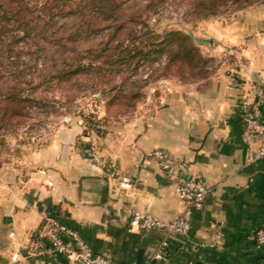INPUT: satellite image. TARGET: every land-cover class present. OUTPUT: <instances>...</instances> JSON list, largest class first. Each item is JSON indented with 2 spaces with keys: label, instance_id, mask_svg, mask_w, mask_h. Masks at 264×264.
I'll use <instances>...</instances> for the list:
<instances>
[{
  "label": "crops",
  "instance_id": "0c3cea01",
  "mask_svg": "<svg viewBox=\"0 0 264 264\" xmlns=\"http://www.w3.org/2000/svg\"><path fill=\"white\" fill-rule=\"evenodd\" d=\"M247 13L245 22L225 28L237 27L235 38H243L235 54L238 66L202 88L162 87L161 103L135 135L102 150L109 166L87 162L57 137L32 152L25 176L15 169L2 175L0 264H75L59 253L28 250L45 216L69 225L91 250H106L123 264H257L262 248L254 230L264 223V158L247 161L239 113L264 91V5ZM76 133L71 131L72 139ZM155 147L185 159L187 175L206 184L202 208L182 201L158 163L145 156ZM132 209L163 219L186 215L191 227L184 234L131 226ZM217 228L223 243L208 246ZM162 241V257H155Z\"/></svg>",
  "mask_w": 264,
  "mask_h": 264
},
{
  "label": "trees",
  "instance_id": "16d2710c",
  "mask_svg": "<svg viewBox=\"0 0 264 264\" xmlns=\"http://www.w3.org/2000/svg\"><path fill=\"white\" fill-rule=\"evenodd\" d=\"M133 1L136 0H0V123L15 117L14 122H19L26 115L24 102L46 106V92L50 90H71L70 97L75 96L81 78L90 74H99L100 90L106 86L117 88V95H110L106 104L117 99L121 102L119 98H127L123 92L127 77L120 83L112 79L134 59H155V54L164 52L163 74L185 78L205 71L207 57L180 29L162 34L142 30L131 42L114 38L124 33L133 19L125 13ZM250 1L189 0V11L196 17H207L231 3L242 7ZM99 35L106 39L90 43L86 47L92 53L82 56L81 41L92 42ZM115 39L119 40L114 42ZM137 80H131V84ZM94 83L97 85V80ZM119 91L123 93L120 96ZM138 96L139 91L131 92L132 98ZM259 244L262 250L257 264H264V242Z\"/></svg>",
  "mask_w": 264,
  "mask_h": 264
},
{
  "label": "rangeland",
  "instance_id": "374dc122",
  "mask_svg": "<svg viewBox=\"0 0 264 264\" xmlns=\"http://www.w3.org/2000/svg\"><path fill=\"white\" fill-rule=\"evenodd\" d=\"M260 4L264 5V0H251L242 7H238L239 3H231L215 15L196 17L189 11V0L133 1L125 12L126 16L130 15L133 19L128 22L124 33L114 38L131 42L142 30L151 29L162 34L166 30L180 29L190 35L207 57L205 71L185 78L163 74L162 65L166 57L163 52L155 54V59L139 62L134 59L123 73L115 74L112 79L114 83H120L123 77H127L123 91L127 98H119L121 102L117 99V102L106 104L109 96L118 90H111L107 86L100 90L99 74L83 76L73 97H70L71 90H50L46 92L49 102L44 107L30 101L24 102L26 115L20 117L19 122H14L15 117L11 122L0 123V179L2 175H7V170H17L25 176V171L33 164L32 152L57 137L62 139L59 145H69L87 162L109 166L110 157L103 155L102 150L110 148L111 142L121 145L126 135H135L141 121L161 103L162 87L190 83L195 88H202L213 78L238 66L235 54L244 44L241 41L243 38H235L239 33L237 27L225 29L226 25L245 22L247 12ZM224 35L230 37L229 42H223ZM103 39L106 36L99 35L92 42L81 41L82 56L87 57L92 53L86 46ZM96 80L97 85L94 83ZM131 80L137 81L132 85ZM135 90L139 91V96L132 98L131 92ZM121 94L119 91V96ZM74 130L77 133L72 139L71 131ZM95 155L98 160H95Z\"/></svg>",
  "mask_w": 264,
  "mask_h": 264
},
{
  "label": "built area",
  "instance_id": "2783aa9c",
  "mask_svg": "<svg viewBox=\"0 0 264 264\" xmlns=\"http://www.w3.org/2000/svg\"><path fill=\"white\" fill-rule=\"evenodd\" d=\"M263 90L254 102H245L239 113L243 126V137L246 142V159L254 161L264 158V119L261 117ZM147 158L154 159L160 169L168 177L177 196L184 202L200 209L204 205L208 188L199 178L187 175L188 162L168 151L155 147L145 151ZM95 160H98L95 155ZM130 225L135 227H160L166 232L187 233L191 222L186 215H178L170 219L160 218L151 212L132 209ZM258 243L264 242V226L257 229ZM162 244L155 257H162ZM223 243V231L217 228L207 242L208 246L220 247ZM28 250L37 253L43 250L63 255L75 264H123L112 259L106 250L93 251L86 240L72 227L53 216H45L44 224L33 232L28 240ZM11 264H21L13 261Z\"/></svg>",
  "mask_w": 264,
  "mask_h": 264
}]
</instances>
